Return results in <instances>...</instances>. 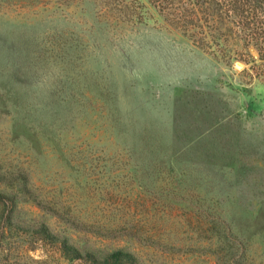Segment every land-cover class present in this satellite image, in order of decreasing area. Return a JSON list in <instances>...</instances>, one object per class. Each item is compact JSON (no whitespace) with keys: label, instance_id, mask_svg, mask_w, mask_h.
Masks as SVG:
<instances>
[{"label":"rangeland","instance_id":"374dc122","mask_svg":"<svg viewBox=\"0 0 264 264\" xmlns=\"http://www.w3.org/2000/svg\"><path fill=\"white\" fill-rule=\"evenodd\" d=\"M132 1L0 0V264H264V61Z\"/></svg>","mask_w":264,"mask_h":264},{"label":"trees","instance_id":"16d2710c","mask_svg":"<svg viewBox=\"0 0 264 264\" xmlns=\"http://www.w3.org/2000/svg\"><path fill=\"white\" fill-rule=\"evenodd\" d=\"M145 1L167 25L215 59L249 64V58H253L250 49H254L264 61V0ZM123 5L122 9L129 10L128 4ZM60 251L70 260L89 264H138L134 254L123 250L106 255L102 263L93 253L85 254L66 241Z\"/></svg>","mask_w":264,"mask_h":264}]
</instances>
